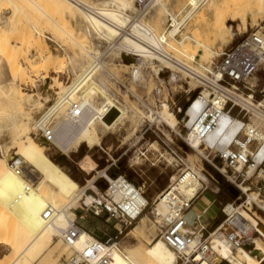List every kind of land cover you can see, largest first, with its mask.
I'll use <instances>...</instances> for the list:
<instances>
[{"label": "rangeland", "instance_id": "rangeland-1", "mask_svg": "<svg viewBox=\"0 0 264 264\" xmlns=\"http://www.w3.org/2000/svg\"><path fill=\"white\" fill-rule=\"evenodd\" d=\"M82 1L98 8L102 7L101 5L105 2H112V0ZM188 1L189 0H161L162 6L153 7V10L147 15L143 22L155 28V30L158 31L155 33L158 35L164 31L166 33L173 29L172 26H170V24L173 23L172 18L169 13L167 14V11L175 15L176 18L181 21V19L183 20L184 17H186L187 12L193 8ZM233 1L238 0H200L199 7L187 21L186 25L181 28V32L174 38L175 41L171 40L173 44L177 45L178 41L189 36L200 41L202 40L201 42H203L209 50L211 49L218 53L226 48L237 45L243 37L253 29L255 30L258 28L260 32L264 34V15L253 16L249 14L247 16V24L245 23V25L241 20L238 21L233 19V17L227 14L224 16V11L226 10L225 5L228 3L231 4ZM43 2L44 1L40 0H4L0 3V34L1 31H4L3 36L0 37L2 41H5V46L2 45L4 41L0 42V144L2 145L0 146V156L6 154L9 165L14 159L19 162V156L15 155L16 151H9L10 147L15 146V138L17 137V133L15 132L24 126L21 123L18 128L16 127L17 130L15 131L14 124H17V122L20 124V106L15 102V100H18L17 98H19V102L21 97L25 110L24 113L29 114L31 119V128L28 137L41 143L39 139L41 138V132L36 131V127L34 126V122H38L39 116H42L40 113L42 111L47 112L49 107L54 106L55 99L59 97V94L56 95V93L63 92L64 88L62 85L72 84L76 77V73H79L81 70L82 63H93V61H97L100 64H104L101 67L102 70L100 67L96 68V71H98L97 78L104 81L103 83L108 87L107 89L111 97H113V99L115 98V101L118 100L122 106H127V109H130L131 113L135 112V117L127 110L125 118L123 116L122 119L118 121V126H115L114 131H110L109 134L102 138L100 147L96 146L90 149L87 143L82 142L77 149L74 143L70 146V155L65 156L63 154L64 152L58 151L54 145L49 148L46 147L45 152L47 157L67 171L70 178L81 187H85L87 183L90 184V182L96 181L95 187L97 186L100 190L107 188V181L99 178L104 169L108 171L109 176H113V173L124 175L137 186H141L146 192V198L152 203V201L166 189L170 182L179 175L180 165L174 161L172 155L166 152L163 142L169 143L173 149L182 150L180 152H182L184 162L187 163L188 166L207 177L208 189L206 192L212 197H214L213 195L217 197L216 205L218 206H215V208L220 209L219 218L221 221L226 218L222 211L223 207L228 203L234 202L241 194L240 189L234 183L230 182L223 173L225 171L222 172L223 169L227 171L228 175L238 177L236 181L237 185L252 188L247 195H251V193L256 194L259 192V188L262 189V194L258 198V203L253 202V205L250 207L245 204L244 206L250 210L245 207L243 210L247 211L258 222V228L263 236L257 235L256 238L264 239V173L257 170L252 176H249V168L246 167L243 168V170L238 169L239 171L241 170L240 174L235 168L227 167L225 162L221 161L217 156H211L206 159V157H202L199 152L185 149L182 139L177 135L179 132H181L183 136L185 135L186 129H184L183 126L186 122L182 120L185 117V112L190 102L199 93L195 83L190 81L191 79L182 72L160 66L161 64L156 60L153 61V65L149 64L139 69V71L135 68L126 66L129 65V62L123 55V52L110 55L111 51L109 49L111 48L108 47L109 45L98 40L97 35H93L91 32L89 33V26H87L89 24L85 20V16H82V13L76 18L66 15L65 20L67 23H65L64 27H67H65V31L67 32H64L55 25L45 13L43 14V11L50 15L56 14L51 7V9L48 7L50 5H48V2V6ZM131 2L133 5L135 4V0H131ZM134 11L135 8L124 12L126 14L127 12ZM54 20L57 22L56 19ZM220 22H223L225 27L239 25L238 32L236 31L238 35L232 37V39L230 34L228 37L226 34L228 30L222 26V24L220 27L218 26L219 29H214ZM10 23L14 25L16 32L10 33L7 31L10 29ZM127 25L128 24H126L125 27ZM221 30H224V34ZM91 31L93 30L91 29ZM218 31L223 34L224 37L223 35L219 36L220 33ZM213 32H215V35H213ZM29 35H33V39L37 43L29 46V43L26 42ZM183 45L187 47L190 46L191 49L196 50V46H194L196 43L191 40H185ZM94 47L99 49L100 55L102 54V56L96 59L91 56ZM3 49H5V51ZM201 50L206 51L203 49ZM196 51V62L205 64L212 61L213 57L211 55H207L206 53V55L201 56L199 54V49ZM9 56L11 58H9ZM207 56L210 57L208 58ZM35 63L41 64L42 69L38 72H32L31 70V66ZM19 68L23 71V73H20L21 75L19 74ZM160 68L161 71L157 72L156 70ZM12 73H14L15 76ZM173 73L178 75L179 79L177 81L172 78ZM44 77L50 79L58 78V81L62 83V85L53 83L55 85H53V89H50V91L48 88L49 86L45 87L43 83ZM49 82H51V80H49ZM251 83L253 86H257L258 91L264 88V69L255 75ZM10 90L12 93L9 92ZM16 91L18 94L16 93L17 95L15 96ZM47 91H50L48 96ZM5 92L13 94L14 100H8L5 96ZM261 97V95H258L259 99ZM24 98L26 99L24 100ZM45 98H51L49 100L50 103L47 105V108L42 109V103H45ZM94 101L97 107L101 106L104 102V100L98 96H95ZM162 105H166L168 109L162 111ZM66 106L68 108V105ZM180 109L183 110V113H180ZM174 116H176L177 120L173 119ZM57 117L60 118L61 115L57 114L55 120ZM160 117L165 122L171 121L172 126L175 127L174 134H170V127L161 122L159 119ZM55 120L53 122L54 126L56 125ZM251 125L264 129V124L256 119L251 120ZM78 127L77 129L68 127L71 130L66 131V139H70L71 141L74 136L76 137L77 133L81 131L78 130ZM24 128L25 127H22V132H20V141L27 140V138L22 135ZM69 132L71 135L67 134ZM242 134H245V132L242 131L238 138L239 141L244 139V135ZM241 135L242 139H240ZM234 144L235 142L233 146ZM1 147H3V150H1ZM201 153L204 154V151L202 150ZM204 156H206V154ZM86 157H89L97 164L98 172L88 174L79 167L80 162ZM20 164L24 165L21 162ZM242 174L245 176H242ZM31 175L37 176V178L43 180L45 179L49 187L53 190H57L53 184L48 182L47 175L39 174L33 169ZM81 191L80 189L79 193ZM210 196L207 195L206 197L208 202L211 200ZM225 198L228 199L225 200ZM243 198L245 199L246 197L243 196ZM36 199L37 198L34 196H20V193L14 192L0 194V264H4L7 260L12 258L15 255L16 248L20 250V243L22 246L30 238V234L27 232L30 230L28 224L33 220L40 207ZM240 202L241 201H238L237 204L240 205ZM79 204H76V206L78 207ZM80 214H82V211L79 208L77 215L79 216ZM147 216L150 222L146 234L144 236H137V238H134L133 235L130 234L140 223V218L130 229L125 230L119 237L120 244L123 248L125 246H136L144 251L146 248L150 247L154 240L159 238L157 227L155 228L152 222V216L150 214H147ZM106 218V215L95 218L92 217L91 214H86L84 220H77L79 224L86 229L87 233L102 240H107L109 237H114L117 234L114 227L117 222L115 220L107 222ZM118 228H120V226ZM25 232L26 236L23 237ZM22 239L24 240L21 242ZM7 240L17 241V247L12 243L5 244ZM53 247H56L57 254H55L56 256H54L52 260L47 259L49 253L47 251L45 253L42 252L43 254L40 252L38 255L35 254L34 257L32 256L30 263L23 259L19 264H62L65 256L70 255V248L64 245L60 241V238L56 236L53 237V245L51 248ZM249 250L252 251L253 246H250ZM236 253L237 251L234 252V254ZM263 259L264 257H257L259 261H263ZM242 260H246V262L250 264H264V262L253 263L249 261L244 252L238 254L230 263L236 264ZM230 263L224 261L222 264Z\"/></svg>", "mask_w": 264, "mask_h": 264}, {"label": "bare ground", "instance_id": "bare-ground-1", "mask_svg": "<svg viewBox=\"0 0 264 264\" xmlns=\"http://www.w3.org/2000/svg\"><path fill=\"white\" fill-rule=\"evenodd\" d=\"M2 1L4 0H0V3ZM40 1H44L43 3L46 4V6L50 4L48 7L49 8L51 7L56 12V14L50 15L45 11H43V14L45 13L46 16L64 32H67L65 31L67 27L66 26H65L66 28L64 27L65 23H67L65 20L66 15H70L71 17L76 18L78 15L80 16V13H82L83 14L82 16L83 17L85 16V20L89 24L87 25L89 26L88 28L89 33L91 32L93 35H97L98 40L101 41L103 40L109 45L108 47L111 48L109 49L111 51L110 55L123 52V55L128 59L129 62V65L126 66L135 68L138 71L139 69H142L143 67L149 64L153 65L154 64L153 61L156 60L158 63L161 64L160 66H163L167 69L171 68L177 72H181L160 56L161 54L164 53H170V51L174 52L177 55V57L181 55V56H186L189 59H195V60L197 55V51H196L197 49H199V51L201 49L206 51L208 50L207 52L201 50L199 53L201 56L206 55L207 53V55H211L214 58L217 54L211 49L209 50L208 47L203 42H201L202 40L200 41L193 37H189V36L184 37V41L180 43L177 42V45L173 44V42L171 41V40L175 41L174 38L181 32V28L186 25L187 21L195 13L197 8L199 7L200 0L188 1L193 8L189 12H187L186 17H184L183 20L181 19V21H179L175 15L167 11V14L169 13V15L173 20L172 21L173 29L167 31L166 33L165 31L161 32L160 35L155 33L158 32L157 30H155V28L146 25V23H144L143 21L145 20L147 15H149V13L153 10V7H157L161 5V0H152L150 4L149 12L145 16H142L140 18H136L133 16V14L137 12L138 8L136 3L134 5L132 4L131 0H112L111 3L105 2L103 5H101L103 8L93 7L94 5L91 6L90 4L85 3L82 0H40ZM229 3L225 5L226 10L224 7L225 10V11L223 10L224 16L225 14H227L228 16L233 17V19H236L238 21L241 20L244 25L247 22V16L249 14L253 16L264 15V0H238V1H233L231 4ZM134 8H135L134 12H127L125 14L124 11L133 10ZM54 19H56L57 22H55ZM126 24L128 25L125 27ZM221 24L222 26L225 27V24L223 22L222 23L220 22V24L216 25L217 27L215 26L214 29L216 28L219 29ZM238 26L239 25L225 27L229 32L226 33L227 36L230 34L231 39L232 37L237 36L238 33L236 34V31L238 32L239 29ZM91 29L93 31H91ZM7 31L10 33L16 32V28L12 23H10V29ZM223 31L224 30H221V32ZM3 33L4 31H1L0 36H3ZM213 33H214L213 35H215V32ZM223 34L220 33L219 36ZM33 38H34L33 35H29V38H27L26 42L29 43V46L33 45L34 43H37L34 41ZM185 39L191 40L192 42L196 43V45H194L196 46L195 48L196 50L191 49L190 46L187 47L183 45ZM1 41L2 38L0 37V42ZM4 43L5 41L3 42V44L2 43L1 44L4 45ZM3 50L5 51V49ZM4 54L7 55L6 53ZM91 56L92 58L96 59L97 57L102 56V54L100 55L99 49L97 47H94V51L91 54ZM207 57L209 58L210 56ZM9 58L11 57L9 56ZM102 65L104 64H100L97 61L95 62L93 61V63H82L81 70L79 73H76V77L71 85H62V83L58 81V78L55 79H50L47 77L43 78V83L45 87L49 86L48 87L49 90L53 89V85H55L53 83L62 85L64 88L63 92L56 93V95L59 94V97L55 99L54 106L49 107L47 112L42 111L40 113V115L42 114V116H39L40 118L38 122L37 121L34 122L36 131L39 132H46V126L51 125V129L53 132V140L51 142L48 141L44 135L41 136V138H39L41 143H38L34 139L28 137L31 128L30 116L29 114L24 113L25 110L23 108L21 97L19 102H18L19 98H17L18 100H15V102H17V105L20 106L19 108L20 124H18V122L17 124H14L15 131L17 130L16 127L18 128V126L21 125L22 123L24 125L22 127L25 128L23 130V134L22 133L21 134L24 135L27 138V140L20 141L21 140L20 132H22V127H21L20 130H17V132H15L17 133L16 134L17 137L15 138V146L12 145L13 147H10L9 151L11 150L16 151L15 155L19 156V163L21 162L24 164V168H25L24 174L26 175L28 180H26L25 178L14 172L11 165H9L8 163L6 154H4L3 156H0V194H7L8 192H14V193H20V196L21 195L34 196L37 198L36 200L39 202L40 207L37 210V213L33 218V220L28 224L30 230L27 232L30 234V238L22 246L20 243V250L16 248L15 255L9 260H7L4 264H19V262H21V260L23 259L27 260L30 263L32 256L34 257L35 254L38 255V253L40 252L45 253L47 251L49 252L47 259L52 260L54 256H56L55 254H57L56 247L51 248L53 245V237L55 236L59 237L60 241L62 242L61 240L62 235L67 230H69L71 226H73L74 222L77 219L78 211L75 212V210L77 207L76 204H79L82 200L81 192L84 190V188L87 185H92L93 182H90V184H87L85 187H81L78 183H76L74 180L70 178V175H68L67 171L62 169L59 164L52 162L47 157L45 150L46 147L49 148L55 145L58 151L64 152L63 154L65 156H69L70 146L74 143L77 149L79 148L82 142L87 143L90 149H93L96 146L100 147L102 138L107 134H109L110 131H114L115 126L116 125L118 126L117 124L118 121H120L123 116L125 118V113L127 110L130 111V109H127V106L124 107L122 106L121 103L118 102V100L115 101V98L113 99V97H111V94L107 89L108 87L105 86V84L103 83L104 81L97 78L98 71H96V68L100 67L101 69ZM19 69H20L19 74L21 72L23 73L21 68ZM41 69L42 67L41 64L39 63H35L31 66L32 72H38ZM156 71L160 72L161 68ZM172 78L175 81L179 79L178 75H176L175 73H173ZM190 79H191L190 81L194 82L198 88L199 87L198 83L194 79L192 78ZM49 80H51V82H49ZM50 91H47V96ZM9 92H11V90ZM11 93L5 92V96L8 100H14L13 94ZM16 93L17 91L15 92V96L18 94ZM95 96L96 97L98 96L102 100H104L103 104L99 107L95 105V101H94ZM25 99L26 98H24V100ZM50 99L45 98L44 100L45 103H42V109L47 108V105L50 103L49 101ZM194 101H195L194 105H192V107L189 109L187 113V117H188L187 119H189V122L186 124V126L189 128H192L195 125V122L197 121L200 112L203 110L206 103L209 101V96L208 94L205 93L202 99H197V100L195 99ZM74 102H79L82 108V112L78 117H75L72 112V104ZM66 105H68V108ZM167 109L168 108L166 105H162V111H166ZM134 113L131 114L134 115ZM57 114L61 115V117L60 118L57 117L55 120ZM133 117H135V115ZM159 119L161 122L167 124L170 128H172L173 132L175 131L174 130L175 127L172 126L171 121L165 122L161 117ZM173 119L177 120L176 116H174ZM54 120L56 122L55 126L53 124ZM251 126L255 127L250 123L247 128L246 126L243 125L241 121L234 120L232 116L224 112L219 119L218 126L216 127V129L210 132L209 134H207L202 141L197 142L195 146V149L197 150L196 152L202 154L201 153L202 150L200 148L202 142L207 146V148H214V149L216 148L218 151H221L223 153H229L230 149L233 147L234 142L235 144H241L246 149H248V146L247 145L245 146V143L239 141L238 138L242 133V131L245 132V134L249 133L248 131ZM68 127H74L76 129L78 127V130H81L79 133H77L76 137L74 136V138L71 139V141L70 139H66L65 137L66 131L71 130ZM260 130L264 134V129H260ZM67 134H70V132ZM117 134L120 135L119 133ZM13 140H14V136H13ZM0 146L2 145L0 144ZM1 150H3V147H1ZM253 155H254L253 158L255 160V163L249 169L248 172L249 176H252L257 171L260 164L264 161V145L257 152L253 153ZM79 167H81V169L88 174H93L95 172H98L97 164L89 157H86L84 160H82L80 162ZM243 168H244L243 161H239L237 163V166L235 167V170L238 173H240L241 170H243ZM32 169L39 174L47 175L48 182H50V184H53L57 188V190H53L51 187H49L45 179L43 180L37 178V176L31 175ZM238 169L241 170L239 171ZM222 172L230 180L235 178L234 176L231 177L230 175H228L225 169H223ZM102 174H104L103 171ZM198 174L200 179H202L205 183L208 184L207 177H205L201 172H198ZM177 178L175 177V179L172 182L174 183L177 180ZM187 183L188 184L180 187L179 189L180 192L185 194L186 198L190 200L192 197H194L197 194V192L201 189L202 186L201 183L193 182L192 179H189ZM80 189L82 191L79 193ZM242 190H244L247 194L251 191V189L248 186H242ZM166 193L167 192H162L153 200L159 202L158 205L156 203L155 206H157V209L160 212H164L167 209L166 199L163 200V196L166 195ZM87 200L89 201L90 198H88ZM148 202L150 203V201L145 197L140 200L142 207L145 206ZM253 202L258 203V193L256 194L251 193V195H248L247 205L250 207L253 205ZM208 205L209 202L206 201L204 205L205 207L203 209L204 212L205 211L207 212ZM50 206L55 208L56 210V215L52 222H49V220L45 219L44 217L47 208ZM226 212L230 216H233V218L236 221L240 223H244L249 228L255 226H257L258 228L259 226L257 220L253 216H251L247 211H244L243 208H236L229 206L226 209ZM140 218L141 221L138 224V226L135 227L130 232V234H132L134 238H137V236H144L148 230L150 219L148 218L147 214L142 215ZM152 222L154 223V221ZM154 227L156 228V226ZM25 236H26V232L23 237ZM261 236H263L262 232H261ZM91 238L92 236L89 233H87L86 231L82 232L78 246L85 244ZM23 240L24 239H22L21 242ZM16 242L7 240V243L5 244L12 243L17 247ZM252 243H253L252 245L253 250L251 252H247L246 250L243 249H237L236 250L237 253L234 254V252L236 251L230 249L229 246L217 236H213L212 237L213 264H219L224 259L231 261L241 252L246 253L247 259L249 261L253 263H263L264 259L263 261H259L257 260V257H261V258L264 257V239L255 238ZM123 249L126 258H124L122 255L116 252L115 264H177L178 262L177 256L174 253V251L170 249L160 238L154 240L150 245V247L146 248L144 251L140 250L136 246L133 247L125 246ZM236 264H250V263L246 262V260H242L237 262Z\"/></svg>", "mask_w": 264, "mask_h": 264}, {"label": "built area", "instance_id": "built-area-1", "mask_svg": "<svg viewBox=\"0 0 264 264\" xmlns=\"http://www.w3.org/2000/svg\"><path fill=\"white\" fill-rule=\"evenodd\" d=\"M151 2L152 0H135L138 10L133 16L136 18L145 16L149 12ZM183 41L184 39L178 43ZM160 56L198 83L199 93L194 99H202L205 93L209 96V101L200 112L192 128L187 127L186 124L189 122L187 113L194 104V99L186 109L185 117L182 120L186 122L183 126L186 129L185 135L183 136L181 132L177 134L182 139L185 149L196 152L197 142L202 141L207 134L216 129L224 112L232 116L234 120L241 121L247 128L253 118L259 119L264 124V88L258 91L257 86H253L251 83L255 75L264 69V34L258 28L247 33L237 45L219 51L210 63L200 64L195 59H189L186 56L177 57L174 52L164 53ZM258 95L262 97L259 99ZM72 112L75 117L81 114L82 108L79 102L72 104ZM180 113H183L182 109H180ZM170 130V134H174L173 129L170 128ZM248 132L242 134L244 139L241 140L245 146H248V149L241 144H234L229 153H223L216 148H207L202 142L200 148L204 154L200 155L206 159L217 156L225 162L227 167L231 168H235L239 161H243L244 168L250 169L255 163L253 153L264 145V134L260 129L252 126ZM43 135L48 141L53 140L51 125L46 126V132H41V136ZM242 135L240 139H242ZM163 143L166 152L172 155L174 161L180 165L177 180L174 183L170 182L163 190V192H167L163 196V200L166 199V211H158L155 204L158 205L159 202L156 201L148 202L142 207L140 200L146 198V192L141 186H137L124 175L109 176L106 169L102 170L104 174L99 178L107 181V188L100 190L97 186L94 187L96 181L93 182V185H87L81 192L82 200L75 212L79 208L81 209L82 214L77 216L79 220H84L86 214H91L95 218L106 215L107 222L110 220L117 222L114 225L117 234L107 240H102L89 233L92 238L78 246L81 233L86 229L76 219L73 226L61 237L62 242L71 250L70 255L65 256L62 264H115L116 252L126 258L119 237L145 214L152 216L154 225L157 227L158 237L174 251L178 259L177 264H213V236L223 240L234 251L243 249L251 252L248 246L253 245L252 242L257 235L261 236L259 228L257 226L249 228L226 212L229 206L248 209L244 206L248 202V195L242 190L243 185L236 184L238 177L232 180L227 178L240 189L241 194L234 202L223 207L222 211L226 218L210 232L207 224L200 217L197 216L193 221L188 218L194 202L206 192L208 184L200 179L197 171L187 166L182 152H180L182 150L173 149L169 143ZM205 154L206 156H204ZM10 165L16 174L28 180L24 174V165L15 159ZM257 170L264 173V161ZM242 176L245 175L242 174ZM189 179L201 183L202 186L190 200L179 189L188 184ZM258 191L259 198L262 189L259 188ZM243 196L246 198L244 199ZM88 198H90L89 201ZM238 201H241L240 205L237 204ZM55 215V208L50 206L44 217L52 222ZM224 261L229 262L224 259L219 264Z\"/></svg>", "mask_w": 264, "mask_h": 264}, {"label": "crops", "instance_id": "crops-1", "mask_svg": "<svg viewBox=\"0 0 264 264\" xmlns=\"http://www.w3.org/2000/svg\"><path fill=\"white\" fill-rule=\"evenodd\" d=\"M207 195L210 196L209 193H203L198 200L193 204V207L191 208L188 218L189 220L193 221V219H195L197 216L200 217V219L207 224L208 226V230L211 232L213 231L215 228H217V226L220 224H218L220 220L219 218V214H220V209H216L215 206L216 202H217V197L215 195H213L214 197H211V200L209 202L208 208H207V212L203 211L204 209V205L205 202L207 201L206 197ZM212 208V210H211ZM219 208V207H218ZM222 222V221H221ZM230 262V261H229Z\"/></svg>", "mask_w": 264, "mask_h": 264}, {"label": "trees", "instance_id": "trees-1", "mask_svg": "<svg viewBox=\"0 0 264 264\" xmlns=\"http://www.w3.org/2000/svg\"><path fill=\"white\" fill-rule=\"evenodd\" d=\"M117 175H118V174H114V173H113V176H117ZM75 179H76V178H75ZM230 198H232V197H230ZM227 199H228V198H225V200H227ZM219 223H221V221H219L218 224H219Z\"/></svg>", "mask_w": 264, "mask_h": 264}, {"label": "water", "instance_id": "water-1", "mask_svg": "<svg viewBox=\"0 0 264 264\" xmlns=\"http://www.w3.org/2000/svg\"><path fill=\"white\" fill-rule=\"evenodd\" d=\"M248 249H250V246H248Z\"/></svg>", "mask_w": 264, "mask_h": 264}]
</instances>
